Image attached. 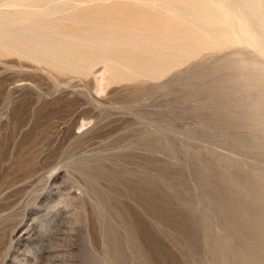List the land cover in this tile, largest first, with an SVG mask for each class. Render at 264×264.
Listing matches in <instances>:
<instances>
[{
	"label": "rangeland",
	"instance_id": "obj_1",
	"mask_svg": "<svg viewBox=\"0 0 264 264\" xmlns=\"http://www.w3.org/2000/svg\"><path fill=\"white\" fill-rule=\"evenodd\" d=\"M263 30L264 0H0V264H250L200 174L264 196Z\"/></svg>",
	"mask_w": 264,
	"mask_h": 264
},
{
	"label": "bare ground",
	"instance_id": "obj_2",
	"mask_svg": "<svg viewBox=\"0 0 264 264\" xmlns=\"http://www.w3.org/2000/svg\"><path fill=\"white\" fill-rule=\"evenodd\" d=\"M33 2H35V1H33ZM28 3H30V2H28ZM28 3H27V5H28ZM179 5H177V6H179ZM17 6H19V5H17ZM26 7H28V6H26ZM226 9H229V8H226ZM19 10H22V9H19ZM25 12H26V10H25ZM228 12H229V10H228ZM260 12H262V9L259 7H256V8L253 7L251 10V13H253L254 15H258ZM27 13H28V11H27ZM173 13H175V12H173ZM234 15H235V13H234ZM23 16H25V15H23ZM189 18H190V16H189ZM240 24L244 25V22L240 23ZM246 33L249 37V40L253 44H255L262 52H264V30L260 32V35L250 33V32H246ZM200 176H201L202 183L210 189V191L214 197V201H215L214 205H215V208H216V210L220 216L221 225L223 227L224 232L231 235L235 240H237L236 248L238 250L243 251V253L245 254V256L248 259V261L250 262V264H264V196H256L257 198L256 197H249L248 194L245 193V186L247 184L253 190L255 188V186H254L255 184L253 185V181L249 178H246V177H240V176L234 175L230 179L222 178L221 180L224 183H226V188L224 190H220L210 182V180L207 177V174L205 172H202L200 174ZM243 181H244V184H243ZM229 193L234 194V196H235L234 200H229V198H228ZM257 208H259V210H256ZM221 248H222V244L220 243V244H215L212 249H213L214 253L217 254Z\"/></svg>",
	"mask_w": 264,
	"mask_h": 264
}]
</instances>
